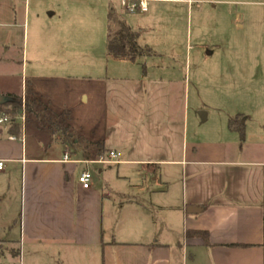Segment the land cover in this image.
Here are the masks:
<instances>
[{
    "label": "crops",
    "instance_id": "0c3cea01",
    "mask_svg": "<svg viewBox=\"0 0 264 264\" xmlns=\"http://www.w3.org/2000/svg\"><path fill=\"white\" fill-rule=\"evenodd\" d=\"M102 1L116 17L112 3L120 0ZM28 16L27 0H0L1 60L19 57L23 74L30 73L17 97L31 105L32 90L73 119L77 96L95 103L102 90V133L93 143L104 153L85 155L80 140L32 127L26 113L20 137L10 124L0 127V245L14 241L2 234L16 226V256L24 255V264H264V67L252 76L241 72L244 80L236 81L225 57L231 86L217 83L215 106L190 114L187 83L177 71L149 64L154 55L135 63L113 60L120 64H113L112 75L81 73L103 56L101 48L74 50L75 36L85 34L70 30L37 33L29 53ZM147 43L140 38V46L151 47ZM48 62L59 68L51 86L40 83ZM0 95L16 96L10 89ZM199 115L209 125L192 131ZM230 120L244 127V139ZM111 151L121 153L117 162L97 163ZM85 162L100 166L89 189L78 182ZM191 207L202 211L189 214ZM188 231L207 232L209 244Z\"/></svg>",
    "mask_w": 264,
    "mask_h": 264
},
{
    "label": "rangeland",
    "instance_id": "374dc122",
    "mask_svg": "<svg viewBox=\"0 0 264 264\" xmlns=\"http://www.w3.org/2000/svg\"><path fill=\"white\" fill-rule=\"evenodd\" d=\"M27 1L29 16L25 29L29 53L35 50L37 33L42 36H58L70 33V30L73 35L84 33L85 36H75L71 47L80 51L83 44L86 47L94 45L97 52L101 48L103 56L92 58L95 64L89 69L84 67L81 73L94 76L114 73L113 64L120 63H115L107 55V14L109 7H112L110 3L102 0ZM112 4L116 18L127 22L140 34V38L147 39V44L151 45L148 48L155 54L147 62L168 68L171 71L169 74L173 70L177 71L178 78L187 83L190 114L198 106L204 109L215 106L214 86L217 83L224 87L228 84L231 86L225 73L228 66L225 57L236 68V81L244 80L241 72L244 75L248 72L247 76H252L256 66L264 67V0H185L180 4L149 0L147 13H131L122 9L118 2ZM13 59L15 62L6 64L1 60L0 52V89H10L17 96L21 95L22 79L26 81L30 73L23 74L21 58ZM33 66L30 63L29 70ZM43 67H46L47 73L40 83L51 86L55 82L51 77L59 68L50 62ZM29 80L32 81L31 78ZM239 93L241 90H238ZM76 99L73 119L71 113L68 115L66 111H56L42 99L39 102L33 99L30 107L35 116L30 113L27 122L59 138H68L72 143L80 140L86 146L85 155L94 158L99 153V146L93 142L102 133V90H99L95 103L85 98L80 101L79 96ZM199 118L196 124L193 123L192 131L208 127L209 124L201 122L200 115ZM6 125L0 127L5 128ZM99 169L100 166L95 164L89 166L94 177L98 176ZM10 231L2 234L3 238L14 241L0 245V264H20L21 256H16L20 249L18 228L14 226ZM22 257L24 264V255Z\"/></svg>",
    "mask_w": 264,
    "mask_h": 264
},
{
    "label": "trees",
    "instance_id": "16d2710c",
    "mask_svg": "<svg viewBox=\"0 0 264 264\" xmlns=\"http://www.w3.org/2000/svg\"><path fill=\"white\" fill-rule=\"evenodd\" d=\"M107 55L117 61H129L131 63L144 56H152L154 53L148 47H142L139 44L140 34L133 31L125 21L117 19L112 12L107 18ZM29 94L35 101L39 102V98L29 90ZM35 96V97H34ZM13 101L7 105H0V113H5L10 119V133L16 137L22 135V126L19 123V118L26 113H34L30 105H22V99L17 96H8ZM70 115V111H66ZM229 127L233 131H237L241 138L244 139V127L236 124L235 120H230ZM104 150L99 146V154L102 155ZM188 236L199 237L209 244V235L203 231H188ZM235 247H249L248 245H234Z\"/></svg>",
    "mask_w": 264,
    "mask_h": 264
},
{
    "label": "built area",
    "instance_id": "2783aa9c",
    "mask_svg": "<svg viewBox=\"0 0 264 264\" xmlns=\"http://www.w3.org/2000/svg\"><path fill=\"white\" fill-rule=\"evenodd\" d=\"M122 9L129 11L131 13L141 12L146 13L149 10V2L148 0H120ZM19 123L22 125L24 129V125L26 123V114L24 113L21 118H19ZM0 124H10L9 117L3 113L0 117ZM121 157V153L116 151H111L108 155V158H100L97 163L109 164L113 162H117ZM70 160V154L66 153L64 157V161ZM91 162H85L87 165V169H85L79 176L78 182L84 189H89L91 187L92 181V173L90 172L88 166ZM4 168V163L0 161V171ZM20 264H23L22 259L20 260Z\"/></svg>",
    "mask_w": 264,
    "mask_h": 264
},
{
    "label": "water",
    "instance_id": "95a60500",
    "mask_svg": "<svg viewBox=\"0 0 264 264\" xmlns=\"http://www.w3.org/2000/svg\"><path fill=\"white\" fill-rule=\"evenodd\" d=\"M12 101H13L12 98L0 95V105H7V104L11 103ZM201 211H202L201 209L194 208V207H191L188 209L189 214H198Z\"/></svg>",
    "mask_w": 264,
    "mask_h": 264
}]
</instances>
